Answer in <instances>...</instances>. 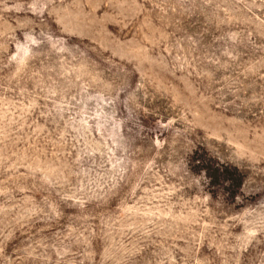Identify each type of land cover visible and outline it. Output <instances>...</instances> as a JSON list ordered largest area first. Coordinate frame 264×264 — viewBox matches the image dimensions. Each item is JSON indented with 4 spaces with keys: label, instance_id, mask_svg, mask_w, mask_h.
Here are the masks:
<instances>
[{
    "label": "rangeland",
    "instance_id": "obj_1",
    "mask_svg": "<svg viewBox=\"0 0 264 264\" xmlns=\"http://www.w3.org/2000/svg\"><path fill=\"white\" fill-rule=\"evenodd\" d=\"M0 264H264V0H0Z\"/></svg>",
    "mask_w": 264,
    "mask_h": 264
},
{
    "label": "trees",
    "instance_id": "obj_2",
    "mask_svg": "<svg viewBox=\"0 0 264 264\" xmlns=\"http://www.w3.org/2000/svg\"><path fill=\"white\" fill-rule=\"evenodd\" d=\"M197 160L199 167H201L209 179V184L213 186L223 182L231 184L237 182V185L241 186L244 182V174L238 167H233L227 163H220L212 158L207 160L197 158Z\"/></svg>",
    "mask_w": 264,
    "mask_h": 264
}]
</instances>
